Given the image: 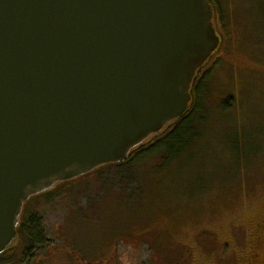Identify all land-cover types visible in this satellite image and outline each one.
Returning a JSON list of instances; mask_svg holds the SVG:
<instances>
[{"label": "water", "instance_id": "1", "mask_svg": "<svg viewBox=\"0 0 264 264\" xmlns=\"http://www.w3.org/2000/svg\"><path fill=\"white\" fill-rule=\"evenodd\" d=\"M212 17L207 0H0V254L29 197L185 112Z\"/></svg>", "mask_w": 264, "mask_h": 264}, {"label": "rangeland", "instance_id": "2", "mask_svg": "<svg viewBox=\"0 0 264 264\" xmlns=\"http://www.w3.org/2000/svg\"><path fill=\"white\" fill-rule=\"evenodd\" d=\"M222 5L201 77L210 117L193 148L136 162L119 173L138 177L126 188L111 167L29 197L23 216L39 217L46 245L24 254L16 237L0 263L264 264V22L254 0Z\"/></svg>", "mask_w": 264, "mask_h": 264}, {"label": "trees", "instance_id": "3", "mask_svg": "<svg viewBox=\"0 0 264 264\" xmlns=\"http://www.w3.org/2000/svg\"><path fill=\"white\" fill-rule=\"evenodd\" d=\"M213 10V25L216 29L217 25V18L221 17L223 20L224 17V10L222 5V0H207ZM256 2V8L258 11V15L260 18L257 17V21L260 23L264 22V0H254ZM194 79V78H193ZM206 79V78H205ZM205 79H201L195 85L190 88L191 93V100L185 110V112L175 120L169 122L160 132L152 135L155 137L153 143L149 142V139L143 141L140 145L136 146L135 148L131 149L128 153V156L125 160L120 162L108 163L101 165L90 172H87L81 176L76 177L75 179L87 177L90 173L94 172L95 170L105 171L106 169H110L111 167L117 168L115 176V181L119 183V188L127 187L132 185L134 182L138 184V177L133 178L132 175H120V172H124L125 170H135V166H133L136 162H143L148 158L153 156L159 157V159L164 160H175L181 159L184 155H186L201 137V130L202 127L205 126L210 117V109L206 104V93H207V84H205ZM193 81V80H192ZM97 170V171H98ZM94 172V174L98 172ZM87 174V175H86ZM102 177V175H100ZM74 180V179H72ZM107 182L101 183H109L112 184L110 178H103ZM71 181V180H69ZM68 182V181H66ZM65 183V182H63ZM49 191V190H47ZM39 193L37 195H33L30 199L44 194ZM49 198L48 201L54 196H58V192H50L48 194ZM29 200V199H28ZM26 200L22 206L18 226L16 228L17 237H21L24 241V254L29 252L30 250H34L36 245L38 249H42L46 245V240L42 239L38 230H42L38 227V216L36 214H26L23 216V209L24 205L28 201ZM28 213H30L28 211ZM38 231V232H37ZM7 252V249L0 254V260L2 259L3 255ZM31 255V253H30ZM28 256V255H27ZM32 256V255H31ZM3 264V263H0Z\"/></svg>", "mask_w": 264, "mask_h": 264}, {"label": "flooded vegetation", "instance_id": "4", "mask_svg": "<svg viewBox=\"0 0 264 264\" xmlns=\"http://www.w3.org/2000/svg\"><path fill=\"white\" fill-rule=\"evenodd\" d=\"M220 44V42H219ZM219 46V45H218ZM215 52V51H214ZM213 54V53H212ZM211 54V55H212ZM210 55V57H211ZM209 57V58H210ZM209 58L196 70V73L194 75V79L192 81V86L195 85L197 82H199L202 78L203 72H204V65L207 63V61L209 60Z\"/></svg>", "mask_w": 264, "mask_h": 264}]
</instances>
